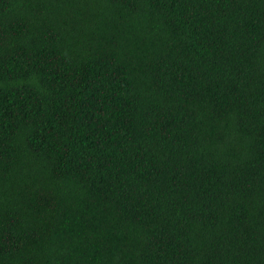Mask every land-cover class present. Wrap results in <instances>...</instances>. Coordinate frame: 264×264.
<instances>
[{
    "label": "trees",
    "instance_id": "16d2710c",
    "mask_svg": "<svg viewBox=\"0 0 264 264\" xmlns=\"http://www.w3.org/2000/svg\"><path fill=\"white\" fill-rule=\"evenodd\" d=\"M0 264H264V0H0Z\"/></svg>",
    "mask_w": 264,
    "mask_h": 264
}]
</instances>
